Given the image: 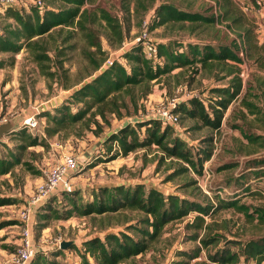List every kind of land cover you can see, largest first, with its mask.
<instances>
[{
    "label": "trees",
    "instance_id": "1",
    "mask_svg": "<svg viewBox=\"0 0 264 264\" xmlns=\"http://www.w3.org/2000/svg\"><path fill=\"white\" fill-rule=\"evenodd\" d=\"M101 1L42 0V8L26 1L25 5L7 7L0 13V54L11 55L8 62L0 61V70L13 66V57L26 50L47 80H55L60 74L68 79L64 65L69 61L67 52L77 48V38L83 42L81 56L88 66L86 75L76 84L64 86L65 89L75 87L65 102L53 107L54 112L42 110L38 115V119H44V138H39L38 130L30 131L23 126L11 133L19 144L14 149L0 152V177L15 175L19 166L39 175L32 162L25 159L29 148L40 146L46 150L47 139L53 137L63 140L82 138L86 132L99 137L104 127L110 125V116L122 120L130 108L138 112V105L142 103L144 106L151 94L153 83L172 75L181 76L187 71H190L191 79L206 72L222 82L207 89L199 98L179 103L176 110L181 116L179 120L194 122L187 128L188 133L203 129L220 132L227 111L238 100L242 118L247 115L258 118L264 113L255 102L264 97V80L259 84L262 90L259 96L251 84L243 94L241 78V66L246 62L264 73V46L258 42L254 20L235 0H211L213 5L204 6L201 11H192V3L181 9L168 0H119L120 10L128 22L137 20L143 31V24L147 22V34L171 26L180 30L187 28L200 35L221 26L233 34V38L228 44L220 42L218 35H215L216 42L157 41L153 43L156 54L151 57L146 54L143 42H133L114 58L113 65L107 69L103 66L110 56L103 48L101 32L115 51L122 50L128 35L121 21L104 8ZM142 129H145L143 136ZM175 129V125L150 118L124 124L105 137L102 147L106 157H99L102 162H112L118 157L155 146L159 153L157 171L166 166L169 173L165 182L183 178L184 182L177 189L185 191L184 195H179L178 191L166 194L153 187L147 188L145 184L100 187L97 192H92L91 201H84L75 189L71 193L62 192V212L56 206L57 196L50 197L38 208L35 238L41 237L52 220L67 221L73 216L96 220L99 217L102 223H107L103 225V232L87 238L80 247L73 242L68 249L77 252L80 264H123L149 252L161 240L168 225L187 220L185 228L192 231L189 240L197 244L189 250L177 249L178 256L185 259L180 263L187 264L205 253L213 264H248L252 261L264 264V236L244 241L226 239L216 235L223 227L213 221L220 211L233 210L249 223L264 225V207L247 205L241 198L249 192L248 184L252 179L264 178V160L251 161L244 166L237 162L221 166L216 172L239 170L235 184H246L247 187H243L242 193L241 190L235 191L232 198H222L221 193L226 187L217 185L209 196L194 178L187 180V177L189 174H203L205 163L214 156L215 136H202L197 144H189L174 133ZM234 129L239 130L241 126H234ZM241 132L250 144L259 143L264 149V136ZM114 142L118 146L115 152ZM29 153L34 159L40 155ZM15 201V198L0 194V207L13 205ZM127 212L140 215L134 224L133 219L126 217L124 229H105V226H111L113 218L120 222ZM17 223L20 222H4L0 229ZM62 253L63 250L57 248L37 252L31 264H65L60 260Z\"/></svg>",
    "mask_w": 264,
    "mask_h": 264
},
{
    "label": "rangeland",
    "instance_id": "2",
    "mask_svg": "<svg viewBox=\"0 0 264 264\" xmlns=\"http://www.w3.org/2000/svg\"><path fill=\"white\" fill-rule=\"evenodd\" d=\"M168 1L175 3L181 9H186L187 5L192 3V11H201L204 6L213 5L211 0H197L196 2L191 0ZM235 1L240 5L246 15L254 20L257 26L258 42L264 46V0L263 5L258 7L256 0ZM101 5L116 16L123 24L128 35L126 44L143 36H146L151 43L168 40H177V42L208 40L216 42L215 35H218L217 39L220 42L228 44L233 38V34L221 26L217 27L216 30L209 29L203 33L200 31V35L198 33H191L187 28L180 30L178 27L173 28L171 26L157 28L151 34H147L145 31L148 25H145V22L143 24V28H145L143 31L138 26L137 20L132 19L129 22L127 21L125 14L120 10L119 0H102ZM1 24L2 19L0 18V26ZM217 30L219 31L218 33ZM101 40L103 48L108 52L110 57L118 58L120 56L123 49L119 51L113 50L107 43L102 32ZM76 42V50L67 52L69 61H66L64 65L65 70H68V79L60 74L55 80H47L41 75L38 67L31 60L26 50H23L13 57V66H8L0 70V127L5 125L14 127H11L0 138V152H4L7 148L14 149L19 144L17 140L12 138L11 133L21 130L24 118L36 110L42 111L49 108L50 110L46 112H51L53 105H61L62 102L68 99L65 97L75 89V87L73 89H65L64 86L67 84L74 85L80 78L86 75L88 66L81 56V48L84 45L79 38H77ZM51 54L52 56L54 55L53 52ZM10 57V54H0V61L8 62ZM242 72H244V79L241 77L244 83L243 94L247 86L251 84L256 87V94L261 96L262 90H260L259 84L264 80V73L259 71L255 65L247 62L241 66ZM190 76V71H187L181 76L172 75L153 83L152 92L146 99L147 104L144 103L143 106L140 102L138 112H134L130 108V111H128L129 114H126L122 120L110 116V125L104 127V131L99 137H95L91 132H86L82 138L70 137L67 140L53 137L47 139L48 149L46 150L40 146L29 148V151L25 153V159L32 162L34 168L40 172L39 175L32 174L19 166L15 170V175L0 177L1 196L15 198L16 200L13 205L0 207V224L11 221L20 222L4 226L0 229V264H8V258H10V255L19 246L23 229L20 214L29 207L32 197L36 194L37 186L43 181L44 172L61 155L73 154L78 158L80 170L72 176L71 181L74 189L80 192L84 201H91L92 192H97L100 187L105 186L109 188L119 185L133 187L136 184H145L147 188L153 187L166 194L177 192V186L182 184L184 179L177 178L174 181L165 182V178L169 172L166 171L165 165L157 171L158 162L156 158L159 156V153L155 146L131 153L126 157H118L112 162H102L100 160L103 159L98 156L104 155L106 157L104 151H102V142L110 132L116 131L119 127L127 123L133 124L139 120L148 118L157 119L155 111L158 107L166 105L169 100L174 98L175 89L178 86H184L188 91L201 95L212 86L222 84L221 81L218 82L213 75L206 72L200 73L192 79ZM250 99L255 101L252 98ZM255 102L264 110L263 96ZM241 111L240 100H238L227 111V117L223 120L222 130L218 133L210 129L188 133L187 128L194 124L190 120H179V124L175 126L174 133L189 144H197V141L201 140L202 136H215L214 156L211 161L205 163L204 169L208 165L215 172L216 178L211 183L210 180L203 177V174L201 176L189 174L187 180L194 178L198 186L201 184L207 188L210 185L214 187L217 185L225 186L227 192L222 191V198H232L236 194L234 193L235 191L241 190L242 193L243 187L246 188L247 186L246 184H235L239 170H222L221 172H216L218 168L228 163L237 162L244 166L251 161L264 160V149L260 148L259 143L254 145L250 144L241 132L243 130L246 134L264 136V113L258 118L247 115L246 113L247 116L242 118L240 115ZM244 112L246 111L244 110ZM39 119L40 126L36 132L41 139L45 137L43 134L44 119ZM179 119H181V116H179ZM162 123L165 124L164 122ZM234 126H241V129H234ZM141 134L142 136L145 134V129H142ZM116 145L117 143L114 142L113 152L118 149ZM29 152H36L40 155L34 159ZM96 157H98V160ZM248 185L250 186V190L246 195L241 196L242 202L251 206L264 207V178L252 179ZM237 186L240 189H237ZM56 192H63L61 186L57 188ZM178 194L182 196L185 194V191L179 190ZM57 197L56 206L62 212L64 209V196L59 194ZM139 216L138 213L127 212V215L120 222L118 219L113 218L111 220V226H105V229L112 231H117L119 228L124 229V220L126 217L133 219L132 223L134 224ZM213 221L223 227L222 230L217 231L216 235H221L226 239H239L244 241L250 238L264 236V225L249 223L243 215L233 210L220 211ZM186 222L187 220L185 222L180 221L168 225L161 240L149 252L123 264H183L180 262L185 261V259L178 256L177 249L189 250L197 244L189 240L192 231L188 232L186 230ZM105 224L107 223H102L99 217L96 220L90 217L78 216H73L67 221L52 220L43 231V238L37 241V244L40 247H44L46 249L45 251L48 252L55 248L53 245L55 238L61 236L64 240L72 241L74 244L77 242L81 246L84 239L103 232V225ZM70 251L74 252V257L78 256L75 250ZM64 257L61 255L60 260L65 263ZM187 264L213 263L207 260L205 253H203L200 260H189Z\"/></svg>",
    "mask_w": 264,
    "mask_h": 264
},
{
    "label": "built area",
    "instance_id": "3",
    "mask_svg": "<svg viewBox=\"0 0 264 264\" xmlns=\"http://www.w3.org/2000/svg\"><path fill=\"white\" fill-rule=\"evenodd\" d=\"M19 1H21V4L23 5L26 4V1H31L40 8L44 6L42 0H0V13L7 7H14L19 5ZM256 5L257 7L262 6L263 0H256ZM146 24L147 22H145V25ZM133 42H143L144 50L148 56L151 57L156 54V46L153 43L149 42L146 36L138 37L134 39ZM133 42L125 44L122 49L126 48ZM113 62L114 58L110 57L106 61L103 68H109L113 65ZM241 77L244 79V72L241 73ZM193 97L199 98L200 95L188 91V89L184 86H178L175 89L174 98L169 100L166 105L157 108V110L155 111L156 118L164 122L165 124H172L177 126L179 124V115L176 113V110L178 109L179 103L183 100H188ZM144 103L147 104L146 101ZM40 112L41 111L36 110L32 114H29L26 118H24L22 126L28 128L30 131L38 130L40 126L38 115L40 114ZM55 161L56 162L44 172L43 181L37 186L36 194L34 195V197H32L29 207L20 214L21 224L23 225L21 240L16 251L11 254L10 264H29L36 255L35 245L33 244V236L28 226L26 225V223L30 219V208L34 205L46 202L59 186H61L62 191L65 193H71L74 190L71 178L80 170V162L78 158L73 154H64L61 155V157L56 158ZM203 177L207 178V180H210V182L212 183L216 178V175L215 172L207 165L204 169ZM199 187L205 194L209 196L216 188L212 185L207 188L205 186H202L201 184H199ZM224 192H227L225 188ZM65 241L66 240H64L61 236H58L57 238H55L53 245L55 248L61 249V244ZM200 259L201 257L197 260ZM248 264L258 263L252 261Z\"/></svg>",
    "mask_w": 264,
    "mask_h": 264
},
{
    "label": "crops",
    "instance_id": "4",
    "mask_svg": "<svg viewBox=\"0 0 264 264\" xmlns=\"http://www.w3.org/2000/svg\"><path fill=\"white\" fill-rule=\"evenodd\" d=\"M19 3L21 4V1H19ZM21 5H23V4H21ZM69 96V95H68ZM68 96L67 97H65V98H68ZM55 106H58V105H55ZM54 105L52 106V108L53 107H55ZM44 110H49V108H47V109H44ZM53 110V109H52ZM51 110V112H53ZM14 128V127H13ZM103 151V150H102ZM101 156V155H100ZM99 157V156H98ZM98 157H96L97 159H98ZM102 157V156H101ZM62 190V189H61ZM62 193V192H61ZM61 193H57L56 191L50 196V197H52V196H58L59 194H61ZM29 203V202H28ZM43 203H45V202H42V203H40V204H38V205H34V206H32L31 208H30V219H29V221L26 223V225L28 226V228H29V230L31 231V233H32V236H33V244L35 245V249H36V253L37 252H46L45 250V248L44 247H40V246H38V244H37V241H40V239H42L43 238V234L41 235V237L39 238V239H36L35 238V223H36V212H37V210H38V208L43 204ZM24 207V206H23ZM25 209V208H24ZM45 230V229H44ZM43 230V231H44ZM43 233V232H42ZM87 239V238H86ZM86 239H84V240H86ZM69 241V240H68ZM75 245L77 246V247H80L79 246V244L77 243V242H75ZM74 255V252L73 251H70L69 249H66V250H63V253H62V256H65L64 258H65V264H80V258L78 257V256H73ZM70 257V258H69ZM8 264H10V261H11V255H10V258H8ZM32 262V261H31ZM31 262L29 263V264H31Z\"/></svg>",
    "mask_w": 264,
    "mask_h": 264
},
{
    "label": "water",
    "instance_id": "5",
    "mask_svg": "<svg viewBox=\"0 0 264 264\" xmlns=\"http://www.w3.org/2000/svg\"><path fill=\"white\" fill-rule=\"evenodd\" d=\"M11 127H13V126H7V125H5V126H1L0 127V138H2V135L5 133V132H7V131H9L10 129H11ZM72 241H65V242H63L62 244H61V249L62 250H66V249H68L71 245H72Z\"/></svg>",
    "mask_w": 264,
    "mask_h": 264
}]
</instances>
